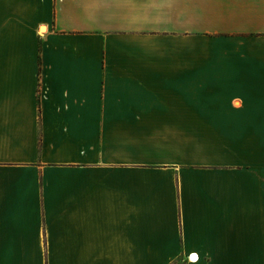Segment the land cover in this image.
<instances>
[{"label": "crops", "instance_id": "0c3cea01", "mask_svg": "<svg viewBox=\"0 0 264 264\" xmlns=\"http://www.w3.org/2000/svg\"><path fill=\"white\" fill-rule=\"evenodd\" d=\"M177 263L264 264V0H0V264Z\"/></svg>", "mask_w": 264, "mask_h": 264}, {"label": "built area", "instance_id": "2783aa9c", "mask_svg": "<svg viewBox=\"0 0 264 264\" xmlns=\"http://www.w3.org/2000/svg\"><path fill=\"white\" fill-rule=\"evenodd\" d=\"M191 256H193V254H191V255L188 256V261H189V262H195V261H192V260H191Z\"/></svg>", "mask_w": 264, "mask_h": 264}, {"label": "bare ground", "instance_id": "6f19581e", "mask_svg": "<svg viewBox=\"0 0 264 264\" xmlns=\"http://www.w3.org/2000/svg\"><path fill=\"white\" fill-rule=\"evenodd\" d=\"M194 258H195V257H192L191 260L194 261Z\"/></svg>", "mask_w": 264, "mask_h": 264}, {"label": "water", "instance_id": "95a60500", "mask_svg": "<svg viewBox=\"0 0 264 264\" xmlns=\"http://www.w3.org/2000/svg\"><path fill=\"white\" fill-rule=\"evenodd\" d=\"M192 257H194V255H193V256H191V258H192Z\"/></svg>", "mask_w": 264, "mask_h": 264}, {"label": "rangeland", "instance_id": "374dc122", "mask_svg": "<svg viewBox=\"0 0 264 264\" xmlns=\"http://www.w3.org/2000/svg\"><path fill=\"white\" fill-rule=\"evenodd\" d=\"M177 264H180V263H177Z\"/></svg>", "mask_w": 264, "mask_h": 264}]
</instances>
